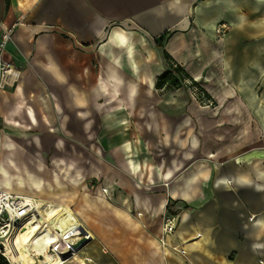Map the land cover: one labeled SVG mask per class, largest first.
<instances>
[{"label": "crops", "instance_id": "0c3cea01", "mask_svg": "<svg viewBox=\"0 0 264 264\" xmlns=\"http://www.w3.org/2000/svg\"><path fill=\"white\" fill-rule=\"evenodd\" d=\"M18 20L22 21L7 49L21 77L15 87L0 92V157L5 171L7 154L17 146L21 132L34 133L30 145L41 160L46 161L44 144L53 148L49 160L56 170V187L64 182L77 188L84 203L93 177L101 180L103 189L118 191L113 199L109 190L106 195L98 187L102 197H111L128 213L139 210L148 222L161 218L168 201L182 207L168 248L159 244L162 221L154 232L162 264H264V158L255 155L264 154V0H0V26L10 27ZM218 25L228 27L220 39ZM166 33H173L164 48L171 63L181 65L175 59L180 54L187 75L208 87L218 84L222 101L236 93L257 140L247 143L241 138L238 144L224 137L225 143L208 160L206 147L204 156L188 159L182 167L175 161L160 163V182L144 187L136 178L143 168H150L148 163L132 168L129 159L127 164L120 161L123 175L115 177L103 164L90 168L87 151L74 152L59 132L64 129L76 136L78 129V137H85L87 112L101 96L124 158L126 150L120 146L131 141L132 130L130 135L126 128L120 131L112 116L129 108L137 91L146 96L154 92L151 77L143 83L137 49L147 51L148 40L154 44ZM119 119H127L121 121L125 127L129 121L131 125L127 112ZM132 149L126 156H135ZM199 150L200 144L191 155ZM18 153L17 160L26 161ZM95 155L102 157L99 150ZM44 186L16 194L71 208ZM128 237L126 230L96 235L66 264H143L135 250L137 241L128 246Z\"/></svg>", "mask_w": 264, "mask_h": 264}, {"label": "rangeland", "instance_id": "374dc122", "mask_svg": "<svg viewBox=\"0 0 264 264\" xmlns=\"http://www.w3.org/2000/svg\"><path fill=\"white\" fill-rule=\"evenodd\" d=\"M143 36L141 35V37ZM148 43L150 46L147 51L144 52L140 47L137 50L140 56L139 61H141L143 67V83L146 84L147 78L151 77L154 81V92H150L151 94L146 96V93L137 91V95L129 108L122 111L118 109L117 115L112 116L114 121L117 118V127L120 131L126 128V133L130 135L132 130V136L130 137L132 142L127 140L136 150L135 159L141 164L148 163L150 165V168H143L136 180L140 181L144 187L155 186L161 179L157 171V166L160 163L171 165L175 161L179 164V167H182L188 159L192 158L193 161L198 156H204L203 151L206 147L205 159L208 160L209 154L218 151L219 144L225 143L224 137L229 139L230 136V141H236L238 144L241 138L242 142L247 138V143L257 140L253 123L250 117L244 116L242 109L244 107L237 100L236 93L231 95L230 100L222 101L220 98L222 91L218 84L214 83L212 87H208L204 81L195 82L187 75L180 54L175 59L181 62L186 74V77L175 75L180 88L175 89L174 84H167L163 90L156 89L155 85L158 78L165 72L172 71L174 65L164 57V49H157L155 44H152L149 40ZM96 101L91 106L93 111L87 112V120H89L85 137L83 135H81V139L78 137V129L76 136L68 134L64 129L60 130L59 136L66 139L77 154L81 150L87 151L90 168L95 167L96 164H103L108 172L118 177L123 175L121 174V170H123L122 163L127 164L129 157L126 154L123 155L124 158L121 157L120 151H118V132L106 119L108 110L103 106L105 100L101 96H97ZM123 112H127L132 118V127L129 120L128 127L121 124L122 120H127L119 119V116L124 114ZM122 117H126V115ZM249 123L251 126L248 127ZM35 133L41 134L40 131ZM33 134L21 132L16 141L17 146L7 154V171L4 170V158L3 156L0 157V160L3 161L0 165V185L15 193H23V191H31V189L36 190L41 185H45L46 191L51 192L50 195H58L57 200L72 205L68 210L73 212L80 228L88 238L94 240L96 235L100 237L112 230H126L130 234V237L127 238L128 246H133V242L137 241L135 250L141 253L143 264H155L156 262L162 264L163 255L161 252L158 255L156 254L154 241L156 239L154 232L161 224V218L152 219L148 222L145 219L146 215L140 214L139 210L132 213L126 212L122 206H117L109 200L111 197L115 199L118 191L114 190L112 192L108 187L107 190L103 189L106 187L101 184L100 179L90 177V192L83 197L85 203L82 195L78 198L77 188L69 187L64 182L60 187H56L59 185L55 180L56 170L52 168V162L49 160L54 154L53 148H50L49 144H44L43 147L47 150L45 154L46 161L41 160L37 155L36 148L30 145V138L33 137ZM52 140H54V137ZM79 140L85 141V143H79ZM199 144L198 154L191 155L193 150L198 149ZM120 147L123 150L122 143ZM68 149L69 146L67 145ZM97 150L102 153V157L95 155ZM15 151L19 152V156H22L26 161L17 160ZM126 178L128 179V177ZM51 184L52 187L49 188ZM98 187L103 190V193L109 190L111 197L108 199L105 196L102 197L98 193ZM128 191L130 192L129 189ZM46 246L45 250H48L49 244ZM41 249L44 250L42 242L37 244L36 248H33L34 251L38 250V252ZM12 264H15L13 260ZM38 264L40 263L38 262Z\"/></svg>", "mask_w": 264, "mask_h": 264}, {"label": "built area", "instance_id": "2783aa9c", "mask_svg": "<svg viewBox=\"0 0 264 264\" xmlns=\"http://www.w3.org/2000/svg\"><path fill=\"white\" fill-rule=\"evenodd\" d=\"M21 21L22 20H18V22L10 27L5 25L0 26V92L15 87L20 81L21 70L13 63L7 47L11 43L15 34L14 31ZM227 28L228 27L225 25L217 26L216 34L219 39L224 36ZM1 141L2 133L0 130V151L2 147ZM36 202L37 201L31 197L12 193L10 190H6L0 185V256L4 258L7 264H11V262L10 259L4 255L5 248L9 247L11 256H16L18 251L14 247L15 237L30 220L35 222L36 220H38V222L40 221L37 218L38 214L35 208ZM182 210V207L176 202H167V206L161 216L162 225L159 235V244L161 247H169V241L176 231L178 224L177 219ZM66 234L61 242L63 248L62 255H58L54 246L48 249V252L52 256L51 262H55V259L58 258V264H66L73 260L77 252L88 245H84L82 248L77 249L75 245L77 239L73 237L70 238L72 232L68 231ZM88 240H92V238H88L84 240V242ZM173 250L181 252L176 248H173Z\"/></svg>", "mask_w": 264, "mask_h": 264}, {"label": "bare ground", "instance_id": "6f19581e", "mask_svg": "<svg viewBox=\"0 0 264 264\" xmlns=\"http://www.w3.org/2000/svg\"><path fill=\"white\" fill-rule=\"evenodd\" d=\"M113 43H111V46H112L111 50H114V49H112L114 47L113 45H115ZM109 46H110V44H109ZM114 51H115V53L117 52L116 49ZM131 57H133V56H131ZM121 63H122V61H121ZM134 68H136V67H134ZM196 77H197V75H196ZM100 78H101V76H100ZM202 82H203V80H202ZM115 94L118 96L117 97V104L120 106L121 98L119 97L120 94L118 93V90L115 91ZM216 95H217V93H216ZM129 106H130V104H129ZM238 111H239V109H238ZM238 122H240V121H238ZM122 145H123V148L126 150L125 152L127 155L132 154V147H131V144L129 141L124 140L122 142ZM255 155L264 158V154L259 155L256 153ZM128 159H129V164L132 168H134L135 166L136 167L139 166V162L135 161L133 159V157L132 158L129 157ZM0 179H1V177H0ZM105 193L107 194V192H105ZM35 208H36V212L38 214L37 218L40 220L39 221L40 223L38 222V220H36V222L30 220L24 226V228L18 233V235L15 237L14 247L18 251L17 255L14 257L11 256L9 247L5 248L4 255L10 259L11 264H12V260L15 264H38V262L40 264H58V258L55 259V262H51L52 256L50 255L48 250H45V247H47L46 245H48V244H49L48 249H50L54 246V248L56 249L55 251L58 253V255L59 254L62 255L63 254V248H62L61 242L65 238V236L67 235L66 232H68V231L72 232V236L70 238L73 237V238L77 239V242L75 244L77 249H80L84 246V244H85L84 240L88 239V236L80 228L79 223L77 222L72 211L70 212L67 208L62 207L61 205H58V204L54 205V204L42 202V201H37L35 204ZM41 242H42V246L44 245V250L41 249V251H39V252H38V250L34 251L35 249L33 250V248H36L37 244H40Z\"/></svg>", "mask_w": 264, "mask_h": 264}, {"label": "trees", "instance_id": "16d2710c", "mask_svg": "<svg viewBox=\"0 0 264 264\" xmlns=\"http://www.w3.org/2000/svg\"><path fill=\"white\" fill-rule=\"evenodd\" d=\"M173 36V33H166L164 35H162L161 38H159L158 40H156L154 42L155 46L157 49H164L165 48V43L167 42V40H169L171 37ZM164 57L167 60H170L171 62H173L174 60H172V58L169 56V54L165 51L164 49ZM176 64V63H175ZM173 64L174 65V69H172V71H167L165 72L163 75H161V77L158 78L155 88L158 90H163L164 87L167 86V84H174L173 86L175 87V89H179L180 85L178 83V79L175 75H181V76H185V70L182 68V66L179 64ZM0 264H7L4 260L3 257L0 256Z\"/></svg>", "mask_w": 264, "mask_h": 264}, {"label": "water", "instance_id": "95a60500", "mask_svg": "<svg viewBox=\"0 0 264 264\" xmlns=\"http://www.w3.org/2000/svg\"><path fill=\"white\" fill-rule=\"evenodd\" d=\"M186 73H187V72H186ZM90 241H91V240L86 241L84 245H87Z\"/></svg>", "mask_w": 264, "mask_h": 264}]
</instances>
